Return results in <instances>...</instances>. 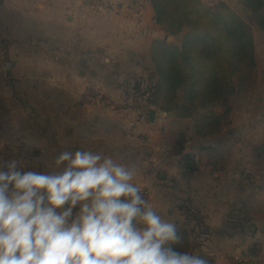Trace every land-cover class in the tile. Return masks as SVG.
<instances>
[{"label": "crops", "instance_id": "obj_1", "mask_svg": "<svg viewBox=\"0 0 264 264\" xmlns=\"http://www.w3.org/2000/svg\"><path fill=\"white\" fill-rule=\"evenodd\" d=\"M110 1L141 4L140 24L128 7L86 14L80 0H0V164L16 160L22 171L56 173L63 171V165L55 167L63 151L121 157L135 171L132 183L146 190L149 203L177 228L190 231L196 216L203 218L205 242L194 255H209L214 264H253L248 249L257 244L264 250L259 209L264 201V92L259 82L257 90L237 91L230 98L231 126L201 137L194 119L181 117V110L165 113L145 105L135 87L128 96L123 92L131 77L149 82L152 44L163 36L149 0ZM209 1L250 11L255 18L250 24L258 28L254 43L264 37L249 0ZM44 65L53 69L42 80L35 68ZM81 66L95 70L92 83L125 106L78 105ZM44 82L50 85L43 90ZM11 146L14 151H7ZM207 147L225 156L223 169L213 170ZM240 258L252 261L240 263Z\"/></svg>", "mask_w": 264, "mask_h": 264}, {"label": "clouds", "instance_id": "obj_2", "mask_svg": "<svg viewBox=\"0 0 264 264\" xmlns=\"http://www.w3.org/2000/svg\"><path fill=\"white\" fill-rule=\"evenodd\" d=\"M17 163L0 164V264H207L173 247L175 223L141 195L121 157L63 151L56 173Z\"/></svg>", "mask_w": 264, "mask_h": 264}, {"label": "trees", "instance_id": "obj_3", "mask_svg": "<svg viewBox=\"0 0 264 264\" xmlns=\"http://www.w3.org/2000/svg\"><path fill=\"white\" fill-rule=\"evenodd\" d=\"M252 1L256 5L255 23L264 30V14H259L262 0ZM150 2L156 23L165 26L169 36L184 34L180 46L169 44L167 39L153 44L152 104L165 113L180 109L181 117L194 119L201 137L223 133L232 125L234 106L230 98L235 93L234 81H238L240 91H249L258 79L252 34L243 19L225 5L213 7L202 0ZM206 152L214 171L225 167L226 158L218 149L207 147ZM259 209L264 215V201L259 203ZM196 221L199 236L194 235L195 228L191 234L177 229L181 239L173 247L193 254L197 245L205 242L203 218L196 216ZM191 236L194 240H190ZM257 248V244L251 247L250 254L255 255ZM198 256L214 264L211 256Z\"/></svg>", "mask_w": 264, "mask_h": 264}, {"label": "rangeland", "instance_id": "obj_4", "mask_svg": "<svg viewBox=\"0 0 264 264\" xmlns=\"http://www.w3.org/2000/svg\"><path fill=\"white\" fill-rule=\"evenodd\" d=\"M150 1V0H149ZM203 1V0H202ZM135 2V1H134ZM244 2H245V0H244ZM263 2H264V0H263ZM132 3V2H131ZM151 3V2H150ZM205 4H207V5H209V6H213V5H210L212 2H210L209 0L207 1V3L206 2H204ZM249 4L252 6V7H256V5H255V3L251 0H249ZM152 5V4H151ZM225 4H219V6H213V7H221V6H224ZM230 8V7H229ZM262 8H264V3H263V5H262ZM152 9H153V6H152ZM232 12H234V11H238L239 13H240V17L243 19V22H244V24H248V26H247V28H248V30H249V32L252 34V37L254 38V34H253V32L255 31V29L256 30H258V28H253V26H251V25H253V24H250V23H253V19H255L254 18V15L252 16V13L249 11H247L246 9H243V8H241V10H237V9H230ZM80 11H82V12H85L86 14L88 13L87 11H83L81 8H80ZM153 11H154V9H153ZM106 12H108V11H106ZM90 13H93V12H90ZM136 15V14H135ZM142 16V15H141ZM141 16H138L140 19H138V20H136V23L138 22V24H140L139 22L142 20V18H141ZM153 20H154V24L159 28V30L162 32V36H163V38L161 39V40H158V39H156V40H154V42H156V41H163V40H166L167 39V42L169 43V44H177V45H181V41H182V38H183V36H184V34L183 35H181V36H179V37H175V36H169L168 35V33L166 32V29H165V26H163V25H159V24H157L156 23V21H155V12H154V17H153ZM135 22V21H134ZM187 29L188 28H186V30H185V33L187 32ZM260 30V29H259ZM255 35L257 36V34L255 33ZM173 37L174 39L172 40V41H168V39H169V37ZM262 37V36H261ZM258 37L257 36V39H256V44L254 43V49H255V58H256V63H257V69H258V79H257V82H259V86L261 87L260 88V91H262V92H264V37ZM253 41L255 42V39H253ZM154 42H153V44H154ZM153 44H152V47H153ZM154 63V62H153ZM90 66H81L80 68H78V71H79V73H81V74H76V76L78 77V78H82V81H83V85H82V87H81V91L79 92V95L78 96H80L87 88H89V87H91V88H95V89H99L100 91H102L98 86H95L93 83H92V80L91 79H93L95 76L93 75V73L95 72V70H93V69H91V68H89ZM52 67L51 66H49V65H44V66H41V68H40V71H39V66H37L36 68H35V70L37 71V74L40 72L41 73V75L43 76L42 77V80H43V78H44V76L46 75H48V74H50L51 73V71H52ZM29 72L28 71H26L24 74H28ZM96 78V77H95ZM94 78V79H95ZM125 79V78H124ZM131 79L133 80V83H130V84H127V86H126V89H124L123 90V92L128 96V91H131V92H134L135 90H136V92L139 94V96L142 98V103L144 102L145 103V105H148L149 103L150 104H152V102H151V95H152V92H153V88H154V85H153V83H154V80L153 79H155V65H154V71L153 72H151L150 74H149V82L148 83H143L142 82V79H140V80H136L135 81V79L133 78V77H131ZM43 82V81H42ZM257 82H256V84L254 85V86H256L257 85ZM48 85H50L49 83H47V82H44V84L42 85L43 86V90L45 89V86H48ZM121 86H123V82L121 83ZM128 86H129V88H128ZM254 86L249 90V92H253V91H255V90H257V89H254ZM134 87H135V90H134ZM234 88H235V93L232 95V96H234L236 93H237V91H239V92H246L245 90L244 91H240L239 90V88H238V81L236 80V81H234ZM107 97H108V99H109V101H110V104L109 105H106V106H102V107H109V106H113V107H116V108H123L124 106H125V104L124 103H122V102H119V101H117V100H115L114 99V97L112 96V95H107L104 91H102ZM146 94H148V99H143L144 98V96H146ZM183 95V90H181V91H179V96L181 97ZM126 96V97H127ZM231 96V97H232ZM139 103V102H138ZM77 104L78 105H81V106H99V105H87V104H83L80 100H79V97H78V99H77ZM153 105V104H152ZM153 106H155V105H153ZM156 107V106H155ZM178 110V109H177ZM180 110V109H179ZM176 111V110H175ZM174 112V111H173ZM168 115V114H167ZM180 115H181V112H180ZM22 142H24V141H22ZM12 147V146H11ZM6 147L7 148V151H10V152H12V151H14V148L12 147ZM3 170L4 171H6L7 170V167L6 166H4V168H3ZM197 226H198V224H197ZM199 227V226H198ZM178 230H182V231H187L188 233H192L191 232V230L189 231V230H185V229H182V228H177ZM194 231H195V233H194V235L195 236H199V234H200V229L199 228H195L194 229ZM204 237V236H203ZM205 238V237H204ZM254 246V245H253ZM257 246H259V245H257ZM257 250H259L255 255L253 254L252 255V257L251 258H253L254 259V262H253V264H262L261 262H256V259H257V257H258V255L263 251H261V247L259 246V249L257 248ZM248 252L250 253V251H249V249H248ZM248 253V255L250 256V254ZM250 261H252V259H250L249 261H246V259L245 258H240V260H238V262H240V263H245V262H250Z\"/></svg>", "mask_w": 264, "mask_h": 264}, {"label": "built area", "instance_id": "obj_5", "mask_svg": "<svg viewBox=\"0 0 264 264\" xmlns=\"http://www.w3.org/2000/svg\"><path fill=\"white\" fill-rule=\"evenodd\" d=\"M80 8L87 12H106V11H116L119 12L125 7L132 8L134 13L137 16H141L143 14V7L139 3H131L130 5H124L122 3H114L110 0H80L79 4ZM79 100L83 104L87 105H99V106H106L110 104V101L108 97L99 89L95 88H87L80 96ZM200 160H196V163L199 164ZM141 189V195L149 201V194L146 190ZM79 206H77V209H74V212L77 211ZM256 262H261L264 264V250L258 255Z\"/></svg>", "mask_w": 264, "mask_h": 264}, {"label": "water", "instance_id": "obj_6", "mask_svg": "<svg viewBox=\"0 0 264 264\" xmlns=\"http://www.w3.org/2000/svg\"><path fill=\"white\" fill-rule=\"evenodd\" d=\"M173 39H174L173 37H169L168 41L170 42ZM155 119H156V113H155V111H151V113H150V122L154 123Z\"/></svg>", "mask_w": 264, "mask_h": 264}]
</instances>
